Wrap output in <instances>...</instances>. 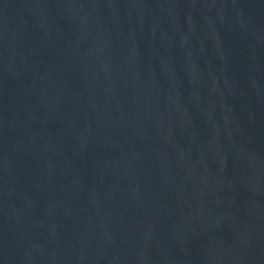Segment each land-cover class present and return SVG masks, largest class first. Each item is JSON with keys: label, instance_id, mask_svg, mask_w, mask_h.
I'll list each match as a JSON object with an SVG mask.
<instances>
[{"label": "water", "instance_id": "obj_1", "mask_svg": "<svg viewBox=\"0 0 264 264\" xmlns=\"http://www.w3.org/2000/svg\"><path fill=\"white\" fill-rule=\"evenodd\" d=\"M0 264H264V0H0Z\"/></svg>", "mask_w": 264, "mask_h": 264}]
</instances>
